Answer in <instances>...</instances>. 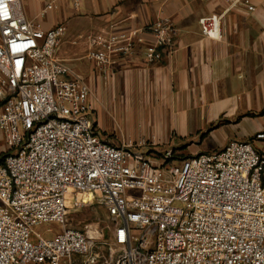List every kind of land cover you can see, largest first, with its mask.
<instances>
[{
	"label": "built area",
	"instance_id": "2783aa9c",
	"mask_svg": "<svg viewBox=\"0 0 264 264\" xmlns=\"http://www.w3.org/2000/svg\"><path fill=\"white\" fill-rule=\"evenodd\" d=\"M221 18L201 17L202 34L219 39ZM146 34L145 59L157 63L176 34L163 19L98 37L88 57L110 64ZM64 36L62 24L29 20L22 0H0V131L11 151L0 158V264H264V155L253 142L177 163L166 151L159 165L144 138L105 142L90 85L65 78L56 56ZM92 204L111 218L108 244L98 227L67 226ZM52 223L62 227L52 236L34 230Z\"/></svg>",
	"mask_w": 264,
	"mask_h": 264
},
{
	"label": "crops",
	"instance_id": "0c3cea01",
	"mask_svg": "<svg viewBox=\"0 0 264 264\" xmlns=\"http://www.w3.org/2000/svg\"><path fill=\"white\" fill-rule=\"evenodd\" d=\"M51 1L57 8L41 18ZM22 9L45 30L64 25L56 56L67 69L65 78L90 85L105 142L144 138L155 165L166 151L177 163L231 141H252L264 155V138L256 139L264 133V0H22ZM214 14L222 17L219 39L204 36L199 24ZM159 19L176 31L159 62L145 59L149 34L131 54L113 56L110 64L88 57L100 48L98 37Z\"/></svg>",
	"mask_w": 264,
	"mask_h": 264
},
{
	"label": "rangeland",
	"instance_id": "374dc122",
	"mask_svg": "<svg viewBox=\"0 0 264 264\" xmlns=\"http://www.w3.org/2000/svg\"><path fill=\"white\" fill-rule=\"evenodd\" d=\"M10 152L11 151L5 145L3 134L0 131V158L9 154ZM67 226L77 229H85L87 226H91L93 236L97 235L95 228L98 227V229L103 234V242L108 244L111 241V235L109 233V227H112L111 218L107 214L106 210L97 204L86 206L80 212L74 214L69 219ZM48 229H50V232H47ZM61 229V225L52 223L37 226L34 230L36 232L42 233L45 237H49L60 232Z\"/></svg>",
	"mask_w": 264,
	"mask_h": 264
},
{
	"label": "trees",
	"instance_id": "16d2710c",
	"mask_svg": "<svg viewBox=\"0 0 264 264\" xmlns=\"http://www.w3.org/2000/svg\"><path fill=\"white\" fill-rule=\"evenodd\" d=\"M6 156V155H5ZM5 156L1 157V158H4Z\"/></svg>",
	"mask_w": 264,
	"mask_h": 264
}]
</instances>
